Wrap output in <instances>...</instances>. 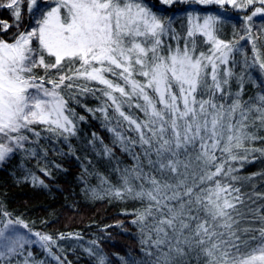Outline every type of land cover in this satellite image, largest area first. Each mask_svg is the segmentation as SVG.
I'll return each mask as SVG.
<instances>
[{"label": "snow or ice", "instance_id": "1", "mask_svg": "<svg viewBox=\"0 0 264 264\" xmlns=\"http://www.w3.org/2000/svg\"><path fill=\"white\" fill-rule=\"evenodd\" d=\"M158 2L165 7L147 0L0 4L14 20L0 21L2 32L20 28L24 4L36 17V26L18 32L12 42L0 39V163L17 151L36 156L30 145L39 143L42 131L65 142L76 136L78 121L86 117L68 101L80 104L79 96L92 95L100 105L86 111L100 113L112 146L97 133L89 143L111 165L117 183L100 172L97 179L109 195L142 205L131 221L140 237L139 264H264V204L257 203L264 192L255 184L246 190L264 173L239 174L252 153L264 155V148L253 146L264 140L258 135L264 130V92L244 99L249 69L258 67L264 76V60L253 42V59H245L237 74L236 43L216 35L223 20L219 13L205 15L203 23H193L200 17L189 13L181 36L171 18L165 19L166 9L189 0ZM195 3L244 12L247 35L240 39L252 40L253 18H264V0ZM197 36L204 39L198 42ZM114 147L132 163L122 167ZM0 217V262L11 264L28 243H39L52 255L51 236L33 233L38 241H28L17 229H28L27 223L7 211ZM121 260L138 264L132 257ZM23 264L30 262L26 258Z\"/></svg>", "mask_w": 264, "mask_h": 264}, {"label": "trees", "instance_id": "2", "mask_svg": "<svg viewBox=\"0 0 264 264\" xmlns=\"http://www.w3.org/2000/svg\"><path fill=\"white\" fill-rule=\"evenodd\" d=\"M8 2L0 0V4ZM147 3L155 8L165 7L158 0H147ZM21 8L20 28L11 27L6 33L0 31V39L12 42L18 32L28 30L34 16L27 12L26 4ZM189 13L199 16V22L203 21L205 15L219 13L223 17L217 25L216 35L226 42L236 43L239 51L234 54L233 70L237 74L244 69L245 59L251 63L253 42L264 60V18H253L252 40L240 39L247 35L243 25L244 12L230 6L221 10L217 5H200L195 0H189L188 3H175L167 8L165 19L171 18L172 27L183 36L188 27ZM0 21L14 23L10 9L0 8ZM203 39L197 36L198 42ZM207 48L208 45L199 43L200 50L206 51ZM34 71L37 75H43L41 68ZM262 81L264 76L259 75L258 67L249 69L244 83V99L264 92ZM232 88L235 91L237 85L233 83ZM78 99L80 104L71 99L68 101L70 108L86 117L85 121H78L76 136L65 142L62 138L42 131L39 143L30 145L36 149V156L17 151L0 164V212L7 211L12 219L19 218L27 223V230L49 235L55 240V245L51 247L52 255L48 251L44 254L38 248H32L28 256L30 264H98L100 257L105 259L106 264H122L121 258L128 257L136 259L139 264L142 256L139 252L140 237L137 226L131 221L135 218V210L142 206L141 202L118 199L107 193L106 186L100 185L96 172L103 173L112 184L117 183V176L111 171L108 161L97 156L89 141L92 133H97L105 144L112 146V134L103 126L100 113L94 116L86 111V108H97L100 100L92 95L79 96ZM37 130H40L39 126ZM258 135L264 136V130ZM253 146L264 148V140L253 142ZM113 151L123 162L122 167L132 163L130 157L118 147H114ZM250 158L252 162L245 163L239 174L251 176L264 173V155L255 152ZM236 166L240 167L239 162ZM45 171L50 174L46 175ZM33 176L37 178L36 183L33 182ZM252 184H255L257 192H264V177L255 176L246 190L251 191ZM257 203L264 204V200ZM55 257H59V261ZM23 261L21 257L13 258L11 264H23ZM0 264L9 262L3 261Z\"/></svg>", "mask_w": 264, "mask_h": 264}, {"label": "rangeland", "instance_id": "3", "mask_svg": "<svg viewBox=\"0 0 264 264\" xmlns=\"http://www.w3.org/2000/svg\"><path fill=\"white\" fill-rule=\"evenodd\" d=\"M40 2L41 3H44V4H47V3H49L50 2V0H40ZM256 18V17H255ZM35 19H36V17H33V21H32V23H31V25L29 26V28H28V30H30L32 27H35L36 25H35ZM203 23V21L202 22H199V21H197V20H194L193 21V23ZM33 43H34V45H35V41H33ZM1 164V163H0ZM17 229H18V231L23 235V236H25V238L28 240V241H38V237H36L35 235H33V233H39V232H34V231H29V230H27V229H24V228H22V227H20V226H17ZM42 234V233H41ZM36 249V248H38L39 250H40V252H43L44 254H46L47 253V250L46 249H44V248H42L41 246H40V244L39 243H28V244H26L25 245V248L22 250V254H20V255H17V256H15V257H13V258H17V257H21V258H23V260H25L26 258L28 259V256H29V253H30V250L31 249ZM26 256V257H25ZM12 258V259H13ZM5 261H7V260H5ZM3 262V261H2ZM24 262V261H23ZM22 262V263H23Z\"/></svg>", "mask_w": 264, "mask_h": 264}]
</instances>
